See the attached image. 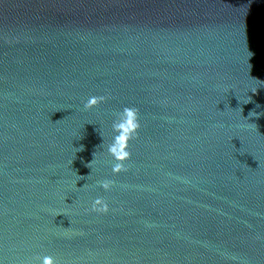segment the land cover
<instances>
[{
  "label": "water",
  "instance_id": "water-1",
  "mask_svg": "<svg viewBox=\"0 0 264 264\" xmlns=\"http://www.w3.org/2000/svg\"><path fill=\"white\" fill-rule=\"evenodd\" d=\"M45 256L264 264V0H0V264Z\"/></svg>",
  "mask_w": 264,
  "mask_h": 264
},
{
  "label": "clouds",
  "instance_id": "clouds-1",
  "mask_svg": "<svg viewBox=\"0 0 264 264\" xmlns=\"http://www.w3.org/2000/svg\"><path fill=\"white\" fill-rule=\"evenodd\" d=\"M103 99L104 96H92L88 99L84 107L87 109L95 106L99 100ZM121 115L122 119L120 122L114 125V128L118 131V135L114 137V143L110 148V152L113 154L114 159L118 161L113 168L115 174L127 171L125 161L129 160L131 156V153L128 150L129 143L137 137L138 130L141 127L139 123L138 109L135 107H124L121 111ZM110 183L113 182H105L103 187L108 189ZM91 211L99 214H106L109 211V206L105 201L97 198L92 204ZM42 264H57V262L54 261L51 256H45L42 260Z\"/></svg>",
  "mask_w": 264,
  "mask_h": 264
}]
</instances>
